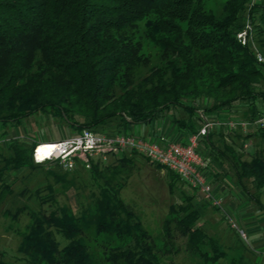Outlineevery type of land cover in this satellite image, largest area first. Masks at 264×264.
<instances>
[{
	"label": "trees",
	"instance_id": "trees-1",
	"mask_svg": "<svg viewBox=\"0 0 264 264\" xmlns=\"http://www.w3.org/2000/svg\"><path fill=\"white\" fill-rule=\"evenodd\" d=\"M213 1L0 0V206L15 195L12 181L26 171L54 180L29 194L28 200L38 201L35 209L2 211L14 219L24 213L30 218L18 233L20 258L13 264H163L121 189L104 177L108 163L70 172L87 173L98 191L75 213L59 205L55 192L57 185H75L67 180L70 173L34 162L35 147L48 142L27 146L12 132L31 117L48 114L77 135L85 130L130 135L182 110L186 117L169 118L188 136L177 142L185 144L198 133L203 117L257 121L264 109V63L256 55L257 50L264 58V0H222L217 9L209 6ZM247 23L256 50L252 42L243 45L238 39ZM140 25L158 49L159 63L151 65L142 53L134 35ZM253 131L218 127L199 146L202 156L227 164L248 194L246 182L256 191L264 189V128ZM252 139L260 144L246 148ZM167 171L172 190L181 179ZM206 178L214 191L208 172ZM196 194L171 207L174 217L165 221V238L171 239L174 224L192 250L205 246L220 259L223 252L201 225L196 205L204 201L219 214L223 205L214 207ZM111 237L123 245L112 246ZM0 264H9L1 249ZM229 264L246 263L240 258Z\"/></svg>",
	"mask_w": 264,
	"mask_h": 264
},
{
	"label": "rangeland",
	"instance_id": "rangeland-1",
	"mask_svg": "<svg viewBox=\"0 0 264 264\" xmlns=\"http://www.w3.org/2000/svg\"><path fill=\"white\" fill-rule=\"evenodd\" d=\"M220 3L222 0H214L209 6L217 9ZM134 35L142 44V53L150 60L151 65L159 63V51L147 40L143 25L136 29ZM142 70L143 68L140 67L136 72L140 73ZM173 114V116L172 113L167 116L186 117V113L182 110H177ZM252 132L254 131L250 130L249 133ZM75 135L77 134H74L72 129L48 114L31 117L12 132L14 139H19L27 146L41 140L58 142ZM256 144H260V141L252 139L246 146L250 148ZM249 148L246 150L248 151ZM125 156L129 158V161L121 162L120 159ZM245 159L249 158L245 157ZM210 160L213 165L209 180L217 185L214 191L223 197L224 211L219 214L211 206H204L202 196L200 199L203 202L197 203L196 208L202 216L201 225L218 241L219 249L224 255L220 259H216L213 250L205 246L198 251L192 250L188 237L180 235L174 224L171 225V239L165 238V221L174 217L170 214L171 207L181 203L185 195L196 194L181 181L174 182L176 187L171 190L169 183L172 177L166 169L160 168L138 154H125L110 158L108 168H104L103 175L114 187L121 189V198L137 215L143 229L150 236V244L163 264H229L232 260L240 258L246 264H264V211L258 202L251 199L250 195L253 194L255 199L264 204V189L256 191L250 182H246L250 191L248 194L238 185L234 172L227 164L222 166L215 163L212 158ZM67 180L73 181L75 185L55 186L57 201L59 205L69 206L73 212L77 213L81 205L86 206L91 203V195L97 194L98 191L85 172L70 173ZM12 182L15 195L0 206V249L5 253V260L9 264H13L20 258L18 248L21 237L18 233L23 232L30 223L26 213L17 219H14L12 215L17 208L24 205L29 209H35L38 201L34 197L28 200L29 194L36 188L53 184L54 180L41 171H26ZM25 189L29 193L24 197L20 196L19 193ZM4 210H10L12 215H3ZM110 242L112 246L123 245L122 241H118L115 237H111ZM92 250L100 256L99 249L94 244H92Z\"/></svg>",
	"mask_w": 264,
	"mask_h": 264
},
{
	"label": "built area",
	"instance_id": "built-area-1",
	"mask_svg": "<svg viewBox=\"0 0 264 264\" xmlns=\"http://www.w3.org/2000/svg\"><path fill=\"white\" fill-rule=\"evenodd\" d=\"M238 39L243 45L252 42L256 50L253 28L249 23L238 34ZM256 55L258 61L264 63L263 56L257 50ZM203 118L204 123L198 133L192 135L185 144L175 142L160 146L137 134L106 136L85 130L58 142L39 143L34 149L33 158L36 164L46 165L49 169L58 166L62 171L70 173L77 169L90 170L94 164L108 163L110 158L138 154L178 175L182 182L197 191L212 206L221 207L223 198L214 193L206 178L211 161L199 153L200 141L218 127H225L228 132L240 131L244 134L253 129L264 128V109L255 122ZM46 145H50L52 149L41 158L39 149ZM241 234L244 235L243 232Z\"/></svg>",
	"mask_w": 264,
	"mask_h": 264
},
{
	"label": "crops",
	"instance_id": "crops-1",
	"mask_svg": "<svg viewBox=\"0 0 264 264\" xmlns=\"http://www.w3.org/2000/svg\"><path fill=\"white\" fill-rule=\"evenodd\" d=\"M134 132L145 140L151 143H157L160 146L188 139V136L169 117L160 118L151 123L140 125L135 128ZM210 172L211 169L208 170V173ZM209 181L212 182V180ZM216 187L217 185L213 184L214 190H216Z\"/></svg>",
	"mask_w": 264,
	"mask_h": 264
},
{
	"label": "bare ground",
	"instance_id": "bare-ground-1",
	"mask_svg": "<svg viewBox=\"0 0 264 264\" xmlns=\"http://www.w3.org/2000/svg\"><path fill=\"white\" fill-rule=\"evenodd\" d=\"M52 148L50 147V145H46L45 147H41L39 149V153H40V157H44V155H48L50 153V150Z\"/></svg>",
	"mask_w": 264,
	"mask_h": 264
}]
</instances>
